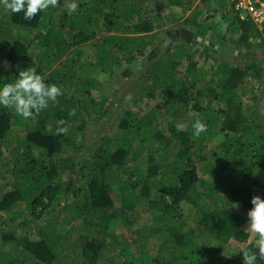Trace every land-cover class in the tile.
<instances>
[{
  "label": "trees",
  "instance_id": "1",
  "mask_svg": "<svg viewBox=\"0 0 264 264\" xmlns=\"http://www.w3.org/2000/svg\"><path fill=\"white\" fill-rule=\"evenodd\" d=\"M152 1L166 9L176 7L185 12L191 10L196 1H203L214 10L223 4L222 0ZM64 2L57 0V5L62 6ZM120 3L121 0H110V11L102 14L109 34L97 45L93 70L84 69L82 65L73 67L75 61L67 59L66 55L70 54L71 47L88 42L94 33L84 37L78 32L71 37L64 29L65 26L71 28V18H60V26L56 24L58 20L46 24L54 20L42 10L33 18L25 19L23 11L4 12L3 4H0V15L7 18L5 22L0 19V85L11 82L20 69L27 67L35 68L41 76H46L59 62L66 70L64 75L55 73L45 78L47 84L60 87L61 94L54 101H49L48 108L39 114L23 118L14 109L0 105V155L3 157L0 158V166L3 163L7 173L14 178L11 187L0 185V227L5 221L2 214L12 213L16 206L26 209L28 222L32 223H37L46 214L55 215L53 212L57 208L64 206L61 209L63 214L70 210L67 208L75 206V217L83 223L76 227L73 225L79 233L75 244L79 245L82 264H98L102 251L112 245L119 248L118 253L123 259L120 264H213L225 253L231 241L248 243L249 238L243 228L248 222L247 212L253 207L251 200L256 195L264 198V143L262 147H256L260 133L259 126L255 124L259 123V116L250 122L244 111L249 105L246 107L241 103L242 96L238 95L246 78L255 81V89L263 88L264 67L256 63L233 62L227 78L219 76L217 84L212 82L201 91L198 86L206 74L203 71L197 73V64L185 51L178 50V59L172 58L168 64L157 61L146 74V83L143 84L146 91H150L147 95L150 98L160 88L167 99L163 102L164 107L172 103L181 106L174 110L169 136L156 129L152 133L149 120L153 113L149 117L140 115L137 120L138 114L134 110L125 109L122 115L109 117V109L103 100H96L92 95L97 76L88 75L111 74L123 62L132 64L138 57H144L148 44L139 35L152 30L148 20L138 18L139 10L135 11L127 3H124V8H119L123 4ZM229 13L234 15L235 26L241 30L238 42H235L239 49H231V57L243 59L239 53L257 47L264 51V30L260 31L250 22H242L233 11L226 13L227 20L232 18ZM200 28L202 30L197 34L204 39L208 31L201 25ZM27 29L39 31L35 39L27 40L19 35L18 31ZM13 30L17 33L10 36ZM131 34L139 35L126 36ZM68 36L74 41L72 44L68 42ZM256 38L261 39L260 44L253 41ZM163 50L166 54L170 51L169 48ZM209 50L205 53H210ZM75 55L80 57L78 51ZM183 59L189 61V71L179 79L176 69ZM69 83L76 86L72 93L63 89ZM168 89L177 95L176 100L172 99L171 93L168 94ZM195 89L199 95H203V91L208 94V108L191 97ZM81 94H87L88 101H83ZM252 99L255 101L257 98ZM192 100L194 105L190 109ZM212 101L219 103L220 108L214 109L210 105ZM253 109L250 107V112ZM192 110L196 112L190 113ZM188 114H191L189 119L192 123L188 128L178 130L176 124L186 123L184 118ZM100 117L110 119L99 125ZM196 120L207 126L199 136L194 135L192 127ZM109 123L118 127V135L109 138L105 132V138L99 143L106 141L107 144L88 147L71 139L73 129L85 132L92 124L98 125L99 131ZM59 128H66L67 132L58 133ZM212 129L215 130L213 133ZM216 132L224 134V142L208 157L200 147L208 135ZM15 133L19 136L14 139ZM86 135L82 133L84 141ZM69 146L84 149L87 153L81 157L67 155ZM158 149L162 160L155 158ZM167 152L174 156L172 160H168ZM142 154L145 157L140 163ZM7 159H11V164L6 163ZM133 160L142 165L135 173L129 172L126 179H121L124 184L119 177L123 171L127 172V166ZM110 172L116 173V192L106 181ZM142 200H146L147 209L151 211V220L148 225L136 228L143 213L133 218L129 211ZM184 203L193 210L195 224H187L181 209ZM117 204L123 206L119 216L115 215ZM14 218L11 221H16ZM55 218V222L62 221L60 217ZM117 219L120 228L112 234L110 225ZM21 226H28V223H21ZM40 234L39 240L32 241L27 236L18 238L13 229L1 232L3 247L12 245L16 250V254L10 257L6 253L3 264H27L30 257L34 264H58V243L70 241L72 232L67 230L58 234L55 227L50 226L49 231L40 230ZM145 235L148 242L144 245L140 238ZM137 244V248L141 247L138 252L135 250ZM254 245L247 244L221 264H243L242 253L253 249ZM2 259L0 248V264ZM259 264H264V261H259Z\"/></svg>",
  "mask_w": 264,
  "mask_h": 264
},
{
  "label": "rangeland",
  "instance_id": "2",
  "mask_svg": "<svg viewBox=\"0 0 264 264\" xmlns=\"http://www.w3.org/2000/svg\"><path fill=\"white\" fill-rule=\"evenodd\" d=\"M109 1L110 0H65L64 5L62 6H49V8L42 10L48 16V18H52L54 20V22L47 21L46 24L55 23L58 20L56 24L57 26H60V18H71V28L68 26L64 27V29L70 33L71 37H73L78 32L83 33L84 37H90L94 33L93 36L90 37L91 39L88 42H85L80 46H73L70 48V54L66 55V58L75 61V63L72 65L73 67L78 68L82 65V68L84 69H95L94 65L96 63L97 45L103 37H106L109 34L106 30V22L102 17V14L104 12L110 11L108 9ZM222 1L223 4L218 5V7L216 8L217 10H214L203 1H196L192 6V9L187 12L176 7L167 9L168 14L173 19V27L176 28V26H181L189 29L197 38L200 39H202V37L197 34L202 30L200 28V25L201 27L206 29V31H208L206 38L202 39V42H187L184 40L164 38L165 34H167L168 32V29L171 27L165 26L157 17L155 18L156 13L152 0H121L120 4H123L120 5L119 8H124V3H127V5L130 4L135 11H140V13H138V18L143 21L148 20V22L152 25V30L141 35H126L128 37H136L139 35L141 38H143L144 43L148 44L146 55L144 57H138L132 64L123 62V64L116 68V70L111 74L101 73L99 75H88L97 76V82L94 84L95 88L92 90V95L96 100H103L105 107L109 109V117H112L113 115H122L125 109L134 110V112L138 114L137 120L140 119V115L149 117V115L153 113L152 119L149 120V124L151 125V127H153L152 133H155V131L157 130L159 133H162V135L169 136V129L174 119V110L178 109L177 107L181 106L172 103L169 104L168 107H164L163 102L167 99L164 95L161 94L160 88L155 91V94L150 98V96H147L150 94V91H146L147 88L143 84L146 79V74L150 72L157 61L168 64L170 63V59H178L180 57V53L178 50H182V52L185 51V54L190 56L191 61L193 60L197 64V73H199L198 71H203L202 73L206 74L205 79L202 80L198 86V90L201 89V91L204 90L206 86L210 85L212 82H216L217 84L219 82V76H224L225 78H227L228 71L231 70L233 62H236L237 64H244L245 62H249L250 64L256 63L264 67V51L261 49V47L239 53V55H243L241 56L243 59H240L238 57H231V49H239V44H236L235 42H238V37L241 33V30L239 29V27L235 26L236 22L233 19L235 18L234 15L231 16V13H229V16L232 17L231 20H227L225 18L226 13H228V11L231 12L232 8L229 0ZM71 3L77 4L75 10H69V5ZM100 3L104 4L100 5ZM3 9L4 12L7 10L4 7ZM4 12L2 15H5ZM0 19H2L4 22L7 20V18H3L1 15ZM5 27L8 26L5 25ZM15 32L17 33V31L13 30V33H11L10 36H13ZM18 33L21 36H25L27 40H33L38 35L39 31L27 29L26 31H18ZM71 37L69 38L68 36V42L70 44L74 42L73 40H71ZM253 41L256 44L261 43L260 38H256ZM208 43H210L211 46ZM221 45L226 47L227 49L223 48ZM164 48L170 49L168 54L163 52ZM210 48L212 49L209 50L210 53H205V51ZM37 50H39L38 47ZM221 50L223 51L221 52ZM40 51L42 52V49ZM76 51L80 53V57H77L75 55ZM188 63V60L183 59L181 64L177 67V78H182L185 75L184 73L189 71ZM65 71L66 70L64 68V64H61V62H59L55 64L53 68H51L50 72L47 73L46 76L42 77H44L45 79L50 75H55V73L58 75H64ZM126 71L128 72V74H125ZM254 85L255 81L252 78H246L245 82H243L241 88L238 91V95L242 96V99L240 101L241 103H243L246 107L247 105H249V107L244 109L246 115L249 116L248 120L251 122L253 121L254 117H257V115L259 116V123L256 122L258 124L255 125L259 126L258 130L260 133L256 147L260 148L264 143V86L263 88L260 87L259 89H255ZM75 87L76 86L74 85V83H69L68 85H66V87H63V89L66 90V92L68 91L72 93V91L74 92L76 90ZM198 90H193V96L191 97H194V99L200 101L201 105H204L206 108H208L210 103V99L207 96L208 94L203 91V95H199ZM169 93L172 94L173 100L177 99V95L173 94L170 89H168V94ZM80 98H82V100L85 102L88 101L87 94H81ZM252 98L257 99L253 101ZM193 101L194 100L191 101L192 103L190 104V109L194 105ZM255 104L257 105L256 108L254 107ZM210 105L214 107V109L220 108L219 103L215 101H212V104ZM230 106L231 105H229V107ZM250 107L254 108L252 112H250L249 110ZM90 110L91 113H93V109ZM194 112L196 111L190 113L194 114ZM93 115L95 114L93 113ZM190 116L191 114H188V116L184 118L187 121L183 124L185 128H188L189 123H192L191 119H189L191 118ZM108 119L110 118L103 119L102 117H100L99 125L100 123H105V121H107ZM97 129L98 125L94 126L92 124H89L87 126L85 132L78 131V129H73L71 130L70 134L71 139L83 143L85 146L94 147L107 144L106 141L99 143L103 140V138H105V132L107 133L106 137L109 138L116 137L118 135V127H112V123H109L103 130L97 131ZM214 129H212V133L215 131ZM82 133L87 134L85 141L82 137ZM17 136H19V133H15L14 139ZM94 139H97V141H94ZM223 142L224 134L221 132H216L212 135H208L206 141L200 148L203 153L207 154V156L210 157L211 155H213V152L222 145ZM110 146L112 148L113 144H111ZM1 151H3V149ZM85 153H87L86 150L73 149L72 146H69L67 150V155H75L77 157H81V155ZM154 155L158 160H160L162 157L160 155L159 149L155 152ZM164 155H166L165 152ZM167 156L169 157L168 160H172L174 157L168 152ZM143 157H145L144 154H142V156L139 158L140 163ZM0 158L3 159L2 155H0ZM10 162H12L11 159L6 160V163ZM140 163L137 160L131 161L127 166V172L123 171V175H120L119 180L125 184V181H122L121 179H126L125 175L129 172L135 173L139 165H142ZM2 165L3 163H1L0 166V168H3L1 170L2 176L0 177V185H4L6 186V188L11 187L14 178L7 173L6 168ZM115 176L116 173H108L106 181L110 182L111 188L116 192L117 182ZM63 207L55 209L54 212L52 211L53 213H55V215L46 214L42 217V219H39L37 223H32L28 222V220L30 219H27V215L25 214L26 209L21 206H16L13 209L12 213L2 214V216L5 218V221L4 225L0 227V233L13 229L16 232L18 238L27 236V238L29 237L30 240L36 241L41 238L40 230L43 231L47 229V231H49L50 226H54L55 232L58 234L65 233L68 230V232H72V236L69 235L70 241H61L57 246V255L59 259L58 264H82L79 245L75 244V241L78 239L79 233L74 230L73 225H75L76 227L83 223L81 219L75 217V214L73 212V210L76 209L75 206H71L72 208H67L70 210H66L67 212L61 214V209H63ZM122 207L123 206H120V204H117L115 206V215L119 216L121 214ZM134 207L135 209L129 211L134 215L133 218H137L138 213H143V215L139 218L138 222L135 225L136 228H141L145 225H148L151 220V211L147 209L146 200H142L139 203L136 202ZM181 209H183V216L187 220V224H195L196 220L193 210L190 209V207L186 203L182 204ZM14 215L18 217L14 218ZM52 215L54 216L52 217ZM56 216L60 217V220L62 219V221L55 222L57 220L55 218ZM11 218L16 219V221L12 220L14 222L13 223L11 221ZM21 223H28V226H21ZM246 227L247 223L243 228L244 232L248 235L249 238L247 240V244L256 243V234L246 231ZM119 228V220H114V223L110 225V233H116L115 231ZM147 240V236L142 237L140 238V243L145 245L148 242ZM121 241L122 240L120 239L119 244H121ZM150 244L152 243L150 242ZM246 245L240 243L239 241H231L228 244L225 253L218 257L213 264H221L222 261L230 258L231 254H237L239 250L244 248ZM138 246L139 245L137 244L135 248L136 252L141 249V247L137 248ZM0 248L1 256L4 258L2 259V264L5 263L6 253L8 254V257L16 254L14 246L10 245L7 248L3 247L1 237ZM118 249V247L116 248L114 247V245H112L110 249L103 250L99 257L98 264H120L123 259L119 255ZM34 262L35 261L30 257V261H28L27 264H34Z\"/></svg>",
  "mask_w": 264,
  "mask_h": 264
},
{
  "label": "clouds",
  "instance_id": "3",
  "mask_svg": "<svg viewBox=\"0 0 264 264\" xmlns=\"http://www.w3.org/2000/svg\"><path fill=\"white\" fill-rule=\"evenodd\" d=\"M0 4L11 12L23 11L24 18L31 19L39 10L47 9L49 6L56 7L57 0H0ZM76 7V3H71L69 10H75ZM60 94V87L56 84H47L35 68L27 67L20 69L11 82L0 85V105L14 109L18 115L28 118L48 108L49 101H54ZM176 127L183 130L184 125L177 123ZM192 127L195 136L207 130L206 124L201 120H196ZM57 131L64 133L67 129L59 128ZM251 204L253 207L247 212L248 222L245 230L256 234L257 240L253 249L242 253L243 264H259V261H264V198L259 195L253 196Z\"/></svg>",
  "mask_w": 264,
  "mask_h": 264
},
{
  "label": "built area",
  "instance_id": "4",
  "mask_svg": "<svg viewBox=\"0 0 264 264\" xmlns=\"http://www.w3.org/2000/svg\"><path fill=\"white\" fill-rule=\"evenodd\" d=\"M232 11L242 22L264 30V0H229Z\"/></svg>",
  "mask_w": 264,
  "mask_h": 264
},
{
  "label": "flooded vegetation",
  "instance_id": "5",
  "mask_svg": "<svg viewBox=\"0 0 264 264\" xmlns=\"http://www.w3.org/2000/svg\"><path fill=\"white\" fill-rule=\"evenodd\" d=\"M154 8H155V13H156V17L160 20L161 23H163L165 26L171 27L168 29L167 34H165L164 38L166 39H177V40H190V42H197L196 41V36L193 34V36H191L190 34H188L187 32H184L183 29L186 30V28L181 27V26H176L173 27V19L171 18V16L168 14L167 9L154 1ZM189 32H191L189 29H187ZM198 42H202V39H198ZM210 46L211 44L208 43ZM211 49V48H210ZM212 50V49H211Z\"/></svg>",
  "mask_w": 264,
  "mask_h": 264
},
{
  "label": "water",
  "instance_id": "6",
  "mask_svg": "<svg viewBox=\"0 0 264 264\" xmlns=\"http://www.w3.org/2000/svg\"><path fill=\"white\" fill-rule=\"evenodd\" d=\"M183 31H184V32H187L188 34H190L191 36H193V33H192V32H189L187 29H186V30L183 29ZM195 39H196V41H198L199 38L196 37ZM186 41H187V42H190V40H186Z\"/></svg>",
  "mask_w": 264,
  "mask_h": 264
}]
</instances>
